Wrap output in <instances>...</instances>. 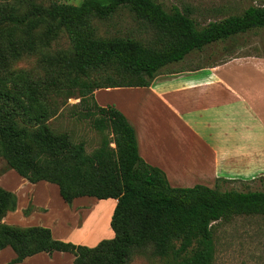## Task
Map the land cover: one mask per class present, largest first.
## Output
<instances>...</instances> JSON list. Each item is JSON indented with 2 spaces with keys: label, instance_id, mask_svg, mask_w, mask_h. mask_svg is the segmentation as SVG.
<instances>
[{
  "label": "trees",
  "instance_id": "trees-1",
  "mask_svg": "<svg viewBox=\"0 0 264 264\" xmlns=\"http://www.w3.org/2000/svg\"><path fill=\"white\" fill-rule=\"evenodd\" d=\"M122 8L153 28L155 42L145 45L132 37L98 35L94 23L108 21ZM19 11L0 4V70H7L24 52H40L42 65L54 69L55 77L36 82L17 72L0 78V158L31 183L57 185L69 205L81 197L114 199L117 204L110 222L114 238L89 247L56 240L49 228L4 224L6 214L17 209V196L0 187V251L11 247L17 254L9 264L56 252L74 255L73 264H128L133 244L148 242L173 264H215L216 226L235 217L264 216V190L219 189L220 183L231 181H219L213 188L172 187L164 171L140 156L136 131L126 116L115 106H100L94 93L150 87L164 68L192 53L212 51L251 32L264 34V5H251L241 15L200 30L189 13L177 7L167 12L153 0H84L78 6L53 2L48 8L32 5L24 14ZM41 30L48 37L65 32L73 55L65 62L43 55L35 41ZM58 66L74 76L73 86L80 90L79 117L101 133L110 130L112 138L105 137L99 152L89 156L83 144L72 145L66 136H54L43 127L34 139L40 153L50 157L44 163L32 153L16 118L39 126L46 122L50 109L42 96L58 92Z\"/></svg>",
  "mask_w": 264,
  "mask_h": 264
},
{
  "label": "crops",
  "instance_id": "crops-1",
  "mask_svg": "<svg viewBox=\"0 0 264 264\" xmlns=\"http://www.w3.org/2000/svg\"><path fill=\"white\" fill-rule=\"evenodd\" d=\"M167 68L150 87L94 93L100 106L115 104L133 125L144 161L164 171L172 187L213 188L219 181L264 177V56L236 57L202 68ZM11 171L7 167L0 174V187L17 196V209L6 214L4 224L49 228L56 240L94 247L101 239L91 242L93 229L87 226L98 210H106L107 217L99 222L108 231L116 200L81 197L69 205L57 185L34 184ZM78 231L81 234L73 236ZM16 257L6 247L0 251V264ZM74 260L70 253H40L18 264H73Z\"/></svg>",
  "mask_w": 264,
  "mask_h": 264
},
{
  "label": "rangeland",
  "instance_id": "rangeland-1",
  "mask_svg": "<svg viewBox=\"0 0 264 264\" xmlns=\"http://www.w3.org/2000/svg\"><path fill=\"white\" fill-rule=\"evenodd\" d=\"M160 4L167 12L173 7L189 13L197 23V29H203L210 22L225 20L234 15H241L251 5H264V0H153ZM65 3L81 5L84 0H0V4L17 7L24 14L31 9L32 5L48 8L51 3ZM98 35L104 38L132 37L145 45H150L156 40V33L152 27L135 18L129 9H120L115 16L108 21H96ZM18 37L23 39L19 34ZM35 41L41 44L43 55L58 61L65 62L73 55L72 46L67 34L60 31L57 35L48 37L41 30L35 37ZM256 55H264V34L251 32L239 37L234 43L219 44L204 52H195L187 56L185 61L175 63L167 67L168 70L179 68H198L202 66L223 63L232 58ZM42 53H23L18 59L12 60L7 70H0V78L17 72H25L36 82L48 81L54 78V69L49 70L41 63ZM58 66V92L45 91L43 101L50 109V116L42 125L25 122L22 118H16L18 127L26 132V143L32 149V153L44 163L50 160L47 154H41L35 143L34 136L40 129L46 127L54 136H66L72 145H84L85 154L93 156L103 146L104 138H112L110 130L101 133L91 127L88 120L79 117V103L81 101L79 88L74 85V76L63 72ZM117 95V94H115ZM116 104H121L116 97L112 98ZM110 106H115L110 105ZM115 148L114 144H111ZM6 162L0 158V174L5 172ZM115 165H113V170ZM14 172V171H11ZM15 173V172H14ZM16 174V173H15ZM17 175V174H16ZM216 187V185L214 186ZM221 191H255L264 190V178L251 182L220 183ZM33 207V206H32ZM32 210V209H31ZM98 210L96 217L89 221L90 230L93 229V239L96 242L101 239H111V229L103 228V216L107 213ZM104 214V215H103ZM82 231V230H81ZM81 231L74 232L81 234ZM77 236V235H76ZM81 238V237H80ZM99 241L98 243H100ZM97 243V244H98ZM216 260L215 264H264V216H241L235 217L230 222L220 223L215 229ZM85 246H89L86 244ZM128 264H173L172 259L164 258L156 252L155 244L148 242L142 245L133 244L130 249Z\"/></svg>",
  "mask_w": 264,
  "mask_h": 264
}]
</instances>
